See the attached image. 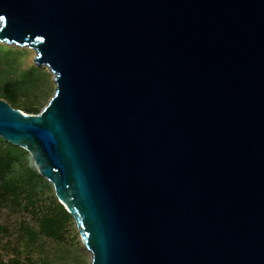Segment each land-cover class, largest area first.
I'll use <instances>...</instances> for the list:
<instances>
[{
	"label": "water",
	"instance_id": "obj_1",
	"mask_svg": "<svg viewBox=\"0 0 264 264\" xmlns=\"http://www.w3.org/2000/svg\"><path fill=\"white\" fill-rule=\"evenodd\" d=\"M37 115L0 100L89 264H264V0H0Z\"/></svg>",
	"mask_w": 264,
	"mask_h": 264
},
{
	"label": "rangeland",
	"instance_id": "obj_2",
	"mask_svg": "<svg viewBox=\"0 0 264 264\" xmlns=\"http://www.w3.org/2000/svg\"><path fill=\"white\" fill-rule=\"evenodd\" d=\"M35 57L32 49L0 43V100L28 115L39 114L54 92L53 76ZM31 168L27 152L0 139V264H89L73 220L57 219L52 209L58 202L51 185L33 192ZM44 217L57 223L53 236Z\"/></svg>",
	"mask_w": 264,
	"mask_h": 264
},
{
	"label": "trees",
	"instance_id": "obj_3",
	"mask_svg": "<svg viewBox=\"0 0 264 264\" xmlns=\"http://www.w3.org/2000/svg\"><path fill=\"white\" fill-rule=\"evenodd\" d=\"M13 107V106H12ZM15 107V106H14ZM31 179L33 181H35V186L34 188H32L33 192H35V188L36 186H43V185H47L48 183L43 180L35 170H33L31 168V175H30ZM53 210L55 211V213L58 215L59 218L57 219H62L63 221L64 220H71L70 216L67 214L66 210L63 208L62 205L56 203V201L54 200L53 202V206H52ZM52 210V211H53ZM52 222H55V223H52ZM56 221L55 220H51L49 218H43V228L47 230V234L48 236H53L54 235V227L56 226ZM43 231V230H42Z\"/></svg>",
	"mask_w": 264,
	"mask_h": 264
},
{
	"label": "bare ground",
	"instance_id": "obj_4",
	"mask_svg": "<svg viewBox=\"0 0 264 264\" xmlns=\"http://www.w3.org/2000/svg\"><path fill=\"white\" fill-rule=\"evenodd\" d=\"M36 53V52H35ZM34 61H35V58H34ZM45 69H47L46 67H44ZM47 71H48V69H47ZM49 73V72H48ZM50 74V73H49ZM51 75V74H50Z\"/></svg>",
	"mask_w": 264,
	"mask_h": 264
}]
</instances>
